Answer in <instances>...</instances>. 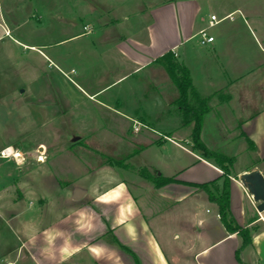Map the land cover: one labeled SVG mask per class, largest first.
<instances>
[{"label": "crops", "instance_id": "crops-1", "mask_svg": "<svg viewBox=\"0 0 264 264\" xmlns=\"http://www.w3.org/2000/svg\"><path fill=\"white\" fill-rule=\"evenodd\" d=\"M44 1L39 0V7L47 22H39L38 30L48 25L49 35L61 28L63 35L20 46L55 63L69 81L75 67L66 71L61 65L76 57L81 66L76 85L86 97L99 98L173 51L189 68L200 95L210 97L211 110L205 120L212 114H234L239 134L235 138L244 140L226 180L215 161L193 147L191 132L179 133L184 126L181 121L158 141L166 159L158 176L173 179L164 185L132 190L123 181L108 187L96 182L91 190L76 191L92 194L90 200L73 203L60 217H55V208L48 203L3 207L4 221L21 241L18 253L25 251L32 264H264V210H258L260 202L240 180V175L255 169L264 175V0L259 4H252L254 0H117L132 3L121 10L105 5L104 0H51L52 5ZM230 13L233 19L225 20L231 23L224 25L223 20L209 26L213 14L222 18ZM78 23L82 27L72 32V24ZM0 28L11 36L7 23L0 22ZM203 28L215 37L212 43L200 42L198 32ZM75 41L79 42L77 53L70 48L61 54L55 51L60 44ZM45 49H51L57 60ZM97 67H102L100 82L92 75ZM37 78L31 81L22 108L42 115L37 120L42 124L67 113L58 104L70 106L64 88L59 87L58 103L49 81ZM27 136L13 143L23 148L29 142ZM15 177V170L0 171V180ZM204 183H215L213 189L220 193L228 188L231 214L247 230L245 235L228 230L219 204L198 186ZM244 240L248 243L241 248ZM0 243L4 247L0 260L8 259L5 253L15 245L4 236Z\"/></svg>", "mask_w": 264, "mask_h": 264}, {"label": "rangeland", "instance_id": "rangeland-1", "mask_svg": "<svg viewBox=\"0 0 264 264\" xmlns=\"http://www.w3.org/2000/svg\"><path fill=\"white\" fill-rule=\"evenodd\" d=\"M261 2L263 0H254L252 4ZM44 3L54 4L51 0ZM104 4L121 10L132 3L104 0ZM39 5V0H0V22L7 23L13 30L10 36L4 35L0 28V150L8 143L21 148L19 143L13 142H20L26 135L29 137V142L21 148L23 160L20 163L13 158L0 157V171L15 170L18 173V178L0 180V211L3 212L0 213V237H8L12 240L11 245H15L4 257L16 264L32 263L25 251L21 249L18 253L21 241L15 229L4 221L3 207H18L24 202L29 205L48 203L55 208V217H60L75 203L90 200L92 194L84 196L83 192L79 195L76 191L91 190L96 182L108 187L123 181L132 190L151 186L154 183L145 174L159 175L166 164L158 141L171 132L170 128L183 121L174 103L179 92L162 64L157 63L122 80L99 98L90 99L76 85L81 69L76 57L71 56L61 65L66 71L75 67L71 74L73 81H69L55 63L49 64V60L35 50L20 46L63 35L60 33L62 28L49 35L48 25L38 30L39 22H47L45 11ZM52 12L61 15L60 11ZM238 15L236 13L235 17ZM227 23L231 21H223L224 25ZM60 24L63 25L62 20ZM81 27L82 24H72L71 31ZM196 41L198 38L192 42ZM78 43L60 44L63 46H57L55 51L61 54L63 49L70 48L71 52L77 53ZM45 50L57 60L55 54L51 55V49ZM101 68L92 70L99 82ZM36 77L49 81L56 94L53 99L58 103L57 94L62 93L59 87L64 88L70 107L58 105L67 113L39 124L42 115L22 108L23 98H29L30 84ZM98 99L113 107L100 105ZM204 121L201 135L209 149L233 157L240 155L243 148L240 143L244 139L235 138L239 134L235 131L234 114H212ZM217 124L221 126L220 131ZM191 129L192 126H183L178 131L182 134L192 132ZM183 144L190 146L186 141ZM2 248L0 243V251Z\"/></svg>", "mask_w": 264, "mask_h": 264}, {"label": "trees", "instance_id": "trees-1", "mask_svg": "<svg viewBox=\"0 0 264 264\" xmlns=\"http://www.w3.org/2000/svg\"><path fill=\"white\" fill-rule=\"evenodd\" d=\"M154 62L164 66L179 92L174 103L178 106L182 114L183 125L192 126L190 138L193 143V147L201 151L206 158L213 159L217 166L224 171L226 180H228L234 166L235 157L209 149L203 141L201 135L205 116L211 110L209 104L210 97H203L200 95L193 84L189 68L182 60L178 59L175 52L168 51ZM145 177L157 186L164 185L173 180L172 178L163 177L162 175H153L151 173H146ZM198 186L207 190L210 199L219 204L221 218L228 230L245 235L247 230L239 227L231 214L228 188L225 187L222 193H220L213 189L215 187V183H204ZM247 243L248 241L244 240L241 248H243V246ZM238 258L240 259L239 256Z\"/></svg>", "mask_w": 264, "mask_h": 264}, {"label": "built area", "instance_id": "built-area-1", "mask_svg": "<svg viewBox=\"0 0 264 264\" xmlns=\"http://www.w3.org/2000/svg\"><path fill=\"white\" fill-rule=\"evenodd\" d=\"M233 13H230L226 15L225 17L219 18L216 14H213L210 19L209 26L212 27L216 25L217 23H220L221 21L225 19H233ZM85 29H88L86 26ZM198 36L200 38V42L203 45H207L209 43H212L215 40V37L211 35L208 31V28H203L198 32ZM0 157L4 158H13L17 163L21 162L23 160V153L21 151V148L16 144H11L9 146L4 147L0 151ZM41 158V157H39ZM0 264H15L14 261L8 260V259H1Z\"/></svg>", "mask_w": 264, "mask_h": 264}, {"label": "water", "instance_id": "water-1", "mask_svg": "<svg viewBox=\"0 0 264 264\" xmlns=\"http://www.w3.org/2000/svg\"><path fill=\"white\" fill-rule=\"evenodd\" d=\"M79 137H75L78 139ZM240 180L246 185L256 202L259 211L264 210V175L260 170L255 169L240 175ZM80 195V194H79Z\"/></svg>", "mask_w": 264, "mask_h": 264}, {"label": "bare ground", "instance_id": "bare-ground-1", "mask_svg": "<svg viewBox=\"0 0 264 264\" xmlns=\"http://www.w3.org/2000/svg\"><path fill=\"white\" fill-rule=\"evenodd\" d=\"M41 160H43V159L41 158Z\"/></svg>", "mask_w": 264, "mask_h": 264}]
</instances>
